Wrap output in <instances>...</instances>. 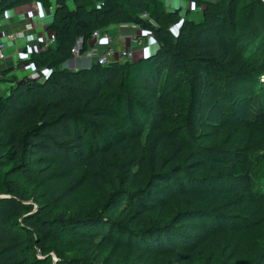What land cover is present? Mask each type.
Listing matches in <instances>:
<instances>
[{
	"label": "trees",
	"instance_id": "obj_1",
	"mask_svg": "<svg viewBox=\"0 0 264 264\" xmlns=\"http://www.w3.org/2000/svg\"><path fill=\"white\" fill-rule=\"evenodd\" d=\"M32 1L52 7L53 17L47 30L55 34V41L30 55L39 78L5 80L8 86L0 95V142L13 159L25 165L26 161L43 156L94 157L129 138L139 137L143 131H159L168 142L189 144L203 158V164L230 162L235 170L241 169L234 172L220 165L214 166L216 170L193 174L182 167L159 174L156 181L164 180L166 184H158L160 189L150 185L157 194L147 203L150 206L146 211H153L152 217L156 210L171 215L173 205L183 199L190 206L175 212L173 217L189 219L197 229L194 237L184 235L188 238H180L178 244H172L173 248L167 245L169 252L178 249L180 255L190 257L189 261H197L196 253L221 235L231 238L229 246L234 239L236 246L253 234V253L248 254L244 264H264V148L256 147L264 142V52L253 67L248 58L255 57L252 53L259 51L264 36V1L251 0L256 6L250 14V23L256 29L251 37L245 33L248 23L238 24V5L242 0H194L203 6L201 18L183 19L177 36L170 32L169 25L177 23L179 17L176 12L166 11L164 0H0V15ZM124 22L136 23L148 31L158 44L157 50L136 60L92 63L87 69L63 67L72 56L70 49L77 37L83 38L85 48L94 30L103 31L111 24ZM224 23L233 28L231 37L232 33L217 34ZM211 30L227 41L224 47L208 39ZM236 31L242 33L233 40ZM247 34L249 41L244 39ZM253 42L257 44L252 46ZM240 47L242 55H238ZM3 73L5 70L0 71L1 76ZM169 108L174 112H169ZM168 124L170 137L165 128ZM195 132L206 136L207 143L200 144ZM242 140L244 144L237 143ZM227 141L236 146L229 144L224 148L222 144ZM30 169L20 170L26 180L32 179ZM141 191L115 196L128 198L122 202L125 208L138 214L146 209V202L137 199L149 194L148 190ZM224 196H232L234 201L227 206L237 208V212L220 211ZM34 207L15 191L8 172L0 168V262L22 264L20 259L28 241L37 237L34 247L41 257L37 253L34 264H80L75 258L61 259L54 250L44 253L37 248L52 238L55 229L64 230L80 244L100 238L115 247L119 236L136 238L127 227H120L104 215L101 217L107 224L99 215L84 217L76 224L68 223L66 218L48 224L38 220ZM172 227L155 223L143 230L147 234H141L144 238L165 236L173 233ZM138 243L141 248L145 245L141 237ZM49 252L55 254L56 261ZM117 263L125 261L120 258Z\"/></svg>",
	"mask_w": 264,
	"mask_h": 264
},
{
	"label": "rangeland",
	"instance_id": "obj_2",
	"mask_svg": "<svg viewBox=\"0 0 264 264\" xmlns=\"http://www.w3.org/2000/svg\"><path fill=\"white\" fill-rule=\"evenodd\" d=\"M253 4L251 0H242L238 5V24L248 23L245 33H249V37L252 34H256L254 25L250 23V14H253L256 9ZM69 5L71 8L73 7L71 2ZM164 5L167 12H176L179 17L177 23L169 25V30L174 36H177L183 19L188 18L199 21L201 18L203 6L197 5L194 0H164ZM221 26L224 27L217 32L218 35L222 34V32H233V28L228 23L221 24ZM241 33L236 31L233 40H237ZM142 34V36L152 37L148 31H142ZM217 34L211 30L207 37H209L208 39H214L221 47H224L227 41H223L222 36ZM233 34L229 36L231 37ZM108 35L113 41L111 43L112 48L117 51L126 49L124 45L121 48L116 44V40L119 37L116 32L110 30ZM246 37H248V34L244 39L249 41L250 39ZM202 40L206 41V38L203 37ZM256 42H253L252 46H255ZM260 43L259 51L256 52L254 50L252 53L255 57H248L250 67L256 65L261 59L258 57L264 52V36L260 39ZM248 44L249 42L246 43V45ZM147 45L150 47L149 53L157 50L158 44L156 41L152 44L147 41ZM242 54V47H240L238 48V55ZM124 60L126 58L121 59V61ZM84 68L87 69L86 66ZM170 111H172L171 108H169ZM177 111L179 112V110ZM165 128L169 132L171 126L168 124ZM168 134V137H170L172 132L170 131ZM186 134L189 135L188 130H186ZM194 134L198 136V132ZM224 135L219 137L222 139ZM243 135L248 138L249 134L244 131ZM164 137L165 135L159 131L151 134L143 131L139 137L135 139L129 138L105 152L96 153L94 157L80 156L77 159H64L62 157L50 158L49 156H43L26 161L25 165L17 163L9 150L0 142V168L4 172H8L15 191L21 195L23 200H28V202L34 204L33 210H38V220L52 224L58 218H66L70 220L68 223L74 222L73 224H76L84 217L99 215L100 219H102L101 215H104L109 220L111 219L121 224L122 226L120 227H127L128 231L136 237L122 239L119 236L116 239L115 247L105 244L100 238L94 239L91 243L82 242L80 244L79 241L65 234L64 230L55 229L52 238L42 241L37 248L43 250L44 253L54 250L61 259L75 258L80 264H118L117 261L120 258L125 261V264H194L191 262L197 261L198 264H244L248 254L253 253L251 247L253 234H250L236 246L234 239L229 246L228 243L231 238H225L224 235H221L222 237H218L216 242L213 240L212 244L204 245L202 250L196 253L197 261H189L190 257L188 255H180L177 251L178 249H175L173 253L169 252L168 246L173 248L172 244L174 242L178 244L181 241L179 239L184 235L194 237L193 234L197 233V229L190 225L189 219L173 217L175 212L190 206L183 199L173 205L170 210V212L172 211L171 215H168L169 212L161 214L162 211L156 210V214L152 217L150 212L153 211H146L150 206L152 197L157 194L154 187H150V185L166 184L164 180L156 181V178L160 176L159 174L166 170L178 171L182 167L193 174L216 170L214 166L220 167V165L226 166L227 169L234 172L241 169L237 167L235 170L230 162H225L224 164H203V158L189 144L181 146L176 142H168V138L164 139ZM197 140L201 142L200 144L207 143L206 136L199 135ZM241 142L244 144L243 140L237 143ZM230 143L234 142L227 141L226 144L222 145L227 148ZM235 146L230 144V147ZM256 147L264 148V142ZM29 167H32L30 169L32 179L26 180L20 170ZM158 189H160L159 186ZM132 190L149 191L148 195L137 199L146 202L144 205L146 209L141 210L138 214L129 207L125 208L122 202L128 198L123 200L121 196H115L117 193H126L128 195L129 191ZM158 195L162 197V195ZM207 197L209 198L210 195ZM231 197H221L220 211L237 212V208L227 206V203L233 200ZM209 200L214 202L213 198ZM134 214H137V216ZM132 216H134L135 220H132ZM102 222L107 224L103 219ZM160 222L172 224L173 233L165 236H159L158 234L154 237L148 235L147 238H144L145 235H142L141 231L146 230L148 225ZM100 224H96V226L101 228ZM140 237L145 241V245L142 248L138 243ZM186 238L188 237H183L182 241ZM35 240H38L37 237L28 241V245L24 250L25 255L20 259L22 264H34L33 259L38 253V249L35 250L34 247ZM39 254L37 257H41ZM47 254L51 255L50 258L53 261L57 260L53 252ZM0 264L11 263L0 262Z\"/></svg>",
	"mask_w": 264,
	"mask_h": 264
},
{
	"label": "crops",
	"instance_id": "obj_3",
	"mask_svg": "<svg viewBox=\"0 0 264 264\" xmlns=\"http://www.w3.org/2000/svg\"><path fill=\"white\" fill-rule=\"evenodd\" d=\"M52 17V9L45 8L36 1L14 6L0 15V42L5 44L0 52V71L5 70L2 75L4 80H0V95L7 89L8 83L5 80H11L13 77L16 80H21L26 76L39 78L34 63L30 59H25L24 54L28 50L31 51V54L41 51L48 34L47 26L52 21ZM110 30L119 36L116 40L118 47L122 48L124 45V48H127L133 35H140L141 39L146 42L145 47L134 48L131 60L151 54L147 41L152 44L155 43V40L151 36H142L143 30L138 24L131 22L111 24L103 31L108 35ZM112 42L111 39L110 47ZM100 44L105 45L103 41ZM83 65L82 57L71 56L64 62L63 67L68 70H77L84 68ZM42 73L45 74L46 71L42 70Z\"/></svg>",
	"mask_w": 264,
	"mask_h": 264
},
{
	"label": "built area",
	"instance_id": "obj_4",
	"mask_svg": "<svg viewBox=\"0 0 264 264\" xmlns=\"http://www.w3.org/2000/svg\"><path fill=\"white\" fill-rule=\"evenodd\" d=\"M52 9V7H49ZM55 41V34L48 30L46 39L43 42L41 50H45L49 45ZM103 41L105 45H101ZM111 38L101 30H94L90 38L86 41V47L83 48V38L79 37L75 40L70 49L72 57H82L84 60L83 67H90L92 63L99 65L107 64L111 61H120L123 58L132 59L134 55V48L145 47V41L141 39L140 35H133L130 38L129 45L123 51H115L109 46ZM5 47L4 42H0V52ZM25 59H29L31 51L28 50L24 54ZM0 74V78H1Z\"/></svg>",
	"mask_w": 264,
	"mask_h": 264
},
{
	"label": "water",
	"instance_id": "obj_5",
	"mask_svg": "<svg viewBox=\"0 0 264 264\" xmlns=\"http://www.w3.org/2000/svg\"><path fill=\"white\" fill-rule=\"evenodd\" d=\"M88 68V67H87Z\"/></svg>",
	"mask_w": 264,
	"mask_h": 264
}]
</instances>
